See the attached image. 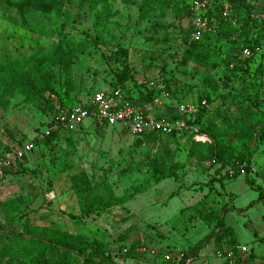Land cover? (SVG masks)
I'll list each match as a JSON object with an SVG mask.
<instances>
[{
    "label": "rangeland",
    "instance_id": "obj_1",
    "mask_svg": "<svg viewBox=\"0 0 264 264\" xmlns=\"http://www.w3.org/2000/svg\"><path fill=\"white\" fill-rule=\"evenodd\" d=\"M150 1L107 0L91 7L81 0H0L1 61L59 45L57 57L63 60L49 79L54 92L42 97L27 96L10 83L0 86V151L36 139L60 103L70 105L89 89L117 86L126 66L130 89L157 87L169 93L166 115L179 127V133L139 137L119 125L95 127L88 121L50 141H36L23 168L0 189V264H87L83 253L90 243L118 264H171L164 259L167 253L194 255L193 264H236L225 232L194 251L220 217L234 229L243 264H264V196L259 198L264 132L253 133L264 118V0H246L251 20L241 28L240 19L232 34L220 27L217 32V22L212 23L214 69L181 63L187 45L184 4L178 1L165 12L141 10ZM37 24L45 33L28 26ZM247 47L254 55L242 58ZM233 55L252 60L241 69L227 63ZM181 103L196 105L195 116L209 103V113L188 123V116L177 114ZM205 130L226 135L221 148L228 159L246 145L254 150L251 185L246 169H222L208 156L213 138ZM200 136L204 140L197 141ZM77 174L91 190L84 200L72 188ZM112 195L129 199L90 211ZM13 232L55 244L44 252L14 254ZM91 258V264H109L100 256Z\"/></svg>",
    "mask_w": 264,
    "mask_h": 264
},
{
    "label": "trees",
    "instance_id": "obj_2",
    "mask_svg": "<svg viewBox=\"0 0 264 264\" xmlns=\"http://www.w3.org/2000/svg\"><path fill=\"white\" fill-rule=\"evenodd\" d=\"M81 1L83 3L88 4L91 7H95L98 4L103 3L104 1H107V0H81ZM178 1L184 4L186 8V17L188 19V25L187 27H185L187 45H186V50L181 58V63L183 64L194 63V66H196V69L200 67H208V68L214 69L215 67H217V63L216 62L213 63L210 61V53L215 48L214 36L217 34L219 27L221 28V30H223L224 28L229 29V32L232 34L235 29V27L233 26L240 19L243 20L241 28L247 27L252 17V9L250 5L246 3V0H215L213 4L214 9L211 11V15L216 19V22H217L216 27L218 28L217 30L216 29L215 30L217 32L214 31L211 34H207L204 40L195 42V41H192L190 38V34L193 28L192 21H191L190 0H151L147 5L141 6V10L159 9L162 12H165L167 9H169L170 6H174L175 3ZM224 2H228L231 5L228 17H222V14H221L222 13L221 7H222V3ZM11 4L13 6L20 5L19 2H13ZM104 14L105 16H107L106 13ZM24 21L27 24L26 20ZM28 26L32 30H37V31H41L42 33H45V30L43 27H41V25L37 24L35 26H30V25ZM235 39H237V37ZM64 40L67 41L68 45L70 44V41H69L70 37H67ZM59 47L62 48V45H59ZM59 47L54 46L49 51H39L35 53L32 57H28V58H18V57H13L11 55H8L4 61L0 60V86L4 84H8V83L13 84L18 90H20L27 96L34 94V95H38L42 97L47 91L54 92V90L49 85V79L52 76L53 67L57 63L63 62L62 58L57 57L59 50H60ZM82 48H84L83 45H82ZM250 60H252L251 57L248 59L242 60L238 58L237 56L233 55L232 57L228 58L227 63L228 64L231 63L235 65V62H236L239 68L245 69L244 63L248 64ZM245 71H247V69ZM129 78H131V75H130L128 67L126 66L125 71H123L121 76H119L121 83H119L117 86L127 87V84H128L127 79ZM160 93L161 91L157 87L142 88L140 86L137 89V96L134 97L130 95L129 98L131 99V101L141 104V103L152 101ZM207 102H211L209 97L207 99ZM256 104H257L256 102L251 103V108H254ZM65 105L66 104L60 103L57 107V111L61 109L62 107H64ZM208 107H209V103L200 105L199 113L197 114V116L192 115L189 118L188 123L198 122L200 118L199 117L200 114H204L205 112L207 113L209 111ZM167 112L168 111L166 109L165 113L167 114ZM177 114L179 115L178 111H177ZM262 115L264 117L263 113ZM192 117L194 118L192 119ZM260 121L262 122H258V124L260 125L261 128L258 130V126L255 125L253 127V133L259 132L260 134L261 132H264V118H262ZM243 124H246V122L244 121ZM98 126L104 127L108 125L98 124L95 127H98ZM209 127L213 129L214 124H210ZM205 131L209 132V134L213 138V142L206 146V150L208 151L207 152L208 156H213L214 160H216L217 162H220L221 164L220 167L222 169L225 167L232 168V169L235 167L238 168L237 165L240 166L245 162L247 164L246 166L247 172L245 173L247 176V182L251 185V181L249 179V171H251L252 169L251 159H252L254 150L249 149V147L246 145L244 146V149L241 150L234 159H228V157H226L225 155V152L221 148L222 143L225 141L226 135L216 136L213 133V131H210V130H205ZM157 134H160V133H148L142 136L149 137V136H153ZM171 134H174V133H171ZM59 135L60 134H58L57 132H52L50 135H48L45 138L46 142L50 141L51 139ZM248 143L249 142L247 140V144ZM11 150H14V149L10 148L5 152L11 151ZM5 152L0 151V155L4 154ZM238 159L240 160L239 162H238ZM22 163L18 166L15 172H19L20 169L23 168ZM237 174L239 175V173ZM72 188L76 196L78 197V199L84 200L90 197L91 190L89 188V184L84 181L81 174H77L74 176ZM259 191H260L259 198L262 199L264 196L263 190L260 189ZM128 199H129L128 196L117 197L115 195L110 196L109 199L107 200H104L101 198L98 201H96L97 203L95 206L90 208V211L98 212L103 207H109L112 204H123L127 202ZM221 232L226 233V236H228V241L230 242L231 248L236 251V264H243V261H241L239 257L240 255L237 253V250L235 249L236 238L234 236V229L232 226H228L225 224L224 217H220L218 219L216 223V229L211 231L209 234H207L204 237V239H202V241L194 248V251H199L203 246H205L210 241L211 237L214 234L221 233ZM11 234L15 236V241L12 242V245L10 247L11 252L14 254L17 253L23 256H27L31 252H34L35 250L44 252V249L48 244H55V243H52V241H50L51 239H44L42 237L26 235L22 232H13ZM83 254H84L83 257L86 260L87 264L92 263L91 257L93 255L100 256L105 261H107L109 264H118L110 255H107L102 250V248L96 243H90L89 246L86 247Z\"/></svg>",
    "mask_w": 264,
    "mask_h": 264
},
{
    "label": "built area",
    "instance_id": "obj_3",
    "mask_svg": "<svg viewBox=\"0 0 264 264\" xmlns=\"http://www.w3.org/2000/svg\"><path fill=\"white\" fill-rule=\"evenodd\" d=\"M214 1L190 0L193 26L190 38L192 41H202L207 34L215 31V26L212 23H215L216 19L211 15V11L214 9ZM230 8V3H222V17L229 16ZM251 51V48H245L242 58L251 56ZM150 86H154V81L150 82ZM85 94V96L79 97L76 102L59 109L41 133L37 135L36 139L27 140L16 149L0 155V189L11 173L23 162L22 160L35 150L36 140H44L52 132L61 135L76 127L88 126L86 124L90 121L95 126L98 124L119 125L128 134L139 137L148 133L164 135L179 133L177 123L169 119L165 113L167 107L165 99L168 98V92L161 91L152 101L141 104L135 103L129 98L130 95L136 97L137 90L130 89L128 84L127 87L116 86L110 88L107 86L89 89ZM177 109L181 115L190 118L195 115L198 107L190 103H181ZM184 126V124H181V127ZM199 140H204V137H197V141ZM246 166L245 162L240 165L242 170L246 169ZM231 171L233 175L234 172ZM164 259L171 264H193L194 261L192 255L184 258L182 255L175 253L165 254Z\"/></svg>",
    "mask_w": 264,
    "mask_h": 264
}]
</instances>
